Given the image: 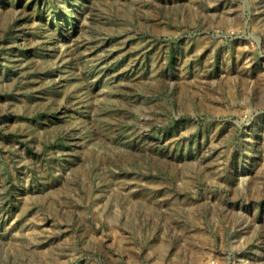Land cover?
<instances>
[{
	"label": "rangeland",
	"instance_id": "1",
	"mask_svg": "<svg viewBox=\"0 0 264 264\" xmlns=\"http://www.w3.org/2000/svg\"><path fill=\"white\" fill-rule=\"evenodd\" d=\"M0 264H264V0H0Z\"/></svg>",
	"mask_w": 264,
	"mask_h": 264
}]
</instances>
